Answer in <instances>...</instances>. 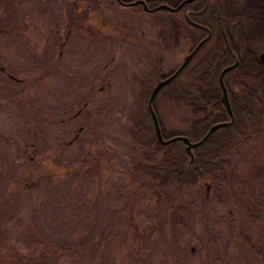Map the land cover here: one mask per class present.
I'll return each instance as SVG.
<instances>
[{
	"label": "rangeland",
	"instance_id": "obj_1",
	"mask_svg": "<svg viewBox=\"0 0 264 264\" xmlns=\"http://www.w3.org/2000/svg\"><path fill=\"white\" fill-rule=\"evenodd\" d=\"M86 1L91 5L83 21H75L72 0H0V264H96L91 250L113 251L112 264H121L123 256L124 264H264V124L243 121L238 131L222 126L188 149L182 140L157 146L133 132L139 116L151 126L150 87L171 73L206 31L173 10L143 12L114 0L98 6L96 0ZM202 7L200 0L192 4L187 20L202 21L207 15ZM78 23L89 27L68 31ZM205 25L211 31L207 40L152 101L164 137L200 138L209 124L195 127L190 99L199 88L220 96L219 67L204 83L198 79L216 44L213 22ZM236 27L231 28L236 43L255 53L264 50V15L257 24ZM117 40L123 46L126 41L149 43V64L139 70L124 61ZM112 52L115 57L101 69ZM53 61L56 77L50 71L37 86L40 71ZM7 72L21 78L12 84L17 90L13 100L6 97ZM138 74L145 80L139 81ZM79 81L87 82V90L92 86L93 93L74 95ZM228 84L239 90L229 77ZM99 85L109 89L111 94L102 98L114 103L118 120L104 121L102 142L85 126L71 144L60 145L78 125L97 124L87 112L101 97L95 92ZM132 86L141 93L133 94ZM85 99L82 115L59 121ZM39 126L44 137L38 140L32 129ZM149 135L153 139L154 133ZM28 140H38L34 149L25 145ZM83 155L87 165L79 161ZM172 158L198 172L188 184L182 169L181 182L167 192L146 166L164 167ZM24 159L39 164L32 187L23 177ZM120 224L123 235L128 226L133 231L123 251Z\"/></svg>",
	"mask_w": 264,
	"mask_h": 264
},
{
	"label": "trees",
	"instance_id": "obj_2",
	"mask_svg": "<svg viewBox=\"0 0 264 264\" xmlns=\"http://www.w3.org/2000/svg\"><path fill=\"white\" fill-rule=\"evenodd\" d=\"M142 1L145 2V5L147 7L165 4L166 6H159L157 8L167 10V7L177 6L180 0ZM197 1L198 0L185 1L179 8H177V11H174L176 14H178L177 12L189 9L190 7H192V4ZM209 2H211V6L214 9L213 16L216 25H218V27H215L216 44L214 45L213 52H211V54L206 57V61L201 67V74L199 75L198 79L201 83H204V81L208 80V78L216 70V68L219 67L221 69L226 64L234 63V65L230 69L224 72L222 77L233 114V120L229 124V127L236 128L238 131L241 128L243 121H247V123L250 124H264V110H262L263 108L261 107V103L264 101V63L259 60L257 55L258 53H255L247 44L243 43L239 46V43H236V40H232L229 29L234 27H226V25H230L229 22L232 21L236 23V28L238 29L240 28L239 26L242 25V23L244 22L257 24L258 21L256 15L260 11V7L257 1L255 0H242L239 4H235L234 1H232V11L227 12L225 10L227 8V0H209ZM131 7L143 11V5L140 1L135 4H132ZM196 29L201 30L199 28ZM208 36H204L205 40H207ZM237 45L240 50L237 49ZM220 69H218V71ZM175 76L167 84L172 82ZM228 77L237 84L239 89L238 91L234 92L230 89V86L228 84ZM197 91L198 92L190 99L192 112L196 115V119L193 121L195 127L203 129L208 124H211L216 121L225 120L228 118V114L222 101L220 100V96H218L217 94L203 92V90L200 88L197 89ZM144 129L147 133H150L153 136L152 126L145 125ZM39 130L40 126L38 132ZM39 135L41 138L44 137L40 133ZM170 136L172 135L166 137L163 136V138H168ZM154 144H156L157 146H162V144L158 142H153V145ZM64 145L65 144L62 143V146ZM81 158L82 156L79 158V161L82 162V164L87 165V163H84ZM23 163L25 165L23 177H25V180L26 178H30L28 187H32L34 184H36V181H31V179L34 172L39 169V164L34 163V161L30 159H24ZM161 164L158 165L159 167L146 166V170L148 173L155 176L157 180L156 183L165 184L167 186V192H170L171 186L176 187L181 182V179L179 178L183 170H186L184 171L185 173H183V175L187 176L185 181H183L184 183L191 184L197 177L196 174L198 171L195 170L196 167L191 164L189 166H181L178 164V159L176 158L169 159V161H167L165 165L166 168H164L165 166L163 167ZM151 170H153L152 172L155 173L149 172ZM21 187L25 188L26 186ZM19 190L20 192L22 191L21 189ZM128 217L131 220L133 215L130 213ZM122 225L123 224H120L119 229L117 231V235L120 236L118 238L120 239L119 250L121 251L126 250V242L130 240L131 235L133 234L131 227L128 226L129 229H127L125 234L123 235ZM134 237L136 238L137 236L134 234ZM80 248L77 247L76 252L80 251ZM92 251L93 255H91L90 258L96 264H112L115 258L114 252L111 250H105V252L104 250L103 252L101 250L100 252L97 250H91V252ZM101 255H103L104 258ZM125 261L126 256H123V258H121V264H124Z\"/></svg>",
	"mask_w": 264,
	"mask_h": 264
},
{
	"label": "flooded vegetation",
	"instance_id": "obj_3",
	"mask_svg": "<svg viewBox=\"0 0 264 264\" xmlns=\"http://www.w3.org/2000/svg\"><path fill=\"white\" fill-rule=\"evenodd\" d=\"M99 1H103V0H96V6L99 5ZM115 2H117L118 4H122V5H132L130 4L131 1L133 0H128V1H123V0H114ZM142 3L143 5V12H149V11H152V10H155V9H158V8H154L155 6L153 7H147L145 5V2L142 1V0H138ZM185 1H189V0H180L178 2V4L181 2V4L179 6H172V7H167L169 10H175L177 11V8H179ZM234 1L235 4H239L242 0H232ZM231 0H227V8L225 9L227 12H230L232 11L231 10V3H232ZM258 4H259V7H260V11L257 13L256 15V18H257V21L260 22V20L263 19V15H264V0H257ZM137 3V2H136ZM200 3L203 4V7L201 9V13L203 14H207L205 15V17L203 16L202 17V21H191V20H187V17H186V14L187 12L189 11V9H185V10H182L181 12H177L178 16L180 15L182 18H183V21H189V23L193 26V27H196V28H199V29H203L207 32L206 36H208L209 32H210V29L207 28V26L205 25V22L206 20H211L213 22V26L214 27H218V25H216V22L214 20V12H213V7L211 6V2H209V0H200ZM72 4H73V8H71V12H72V16H76L75 18V21L78 19L79 21H83V16L86 15V13H83L84 9H89V6L91 5V3L87 2L86 0H72ZM177 4V5H178ZM146 6V8L144 7ZM200 13V14H201ZM179 16V17H180ZM74 19V18H73ZM184 23V22H183ZM230 25H226V27H234L236 26V23L234 21L232 22H229ZM183 25V24H182ZM68 27V31L69 29H71L72 27H89L88 25L86 24H81V23H78V24H70ZM100 27H123V26H120V25H112V26H106L104 24H101ZM81 30V28H77L76 31L79 32ZM230 31V36L232 38V40L235 41L234 39V36L231 32V29H229ZM205 36V37H206ZM204 38V37H203ZM202 39V38H201ZM200 40V39H199ZM198 40V41H199ZM197 41V42H198ZM116 42H118V44H121V46H119L120 48H122V51L124 53V61H128L130 63H133V65H135L139 70L141 69V65H148L149 64V58H150V55H151V47H150V44H146V43H141L140 41L136 42V41H126L124 42V46H123V41H119L117 40ZM237 42V41H236ZM61 44V42L59 43V45ZM241 45V43H239V46ZM237 49L240 50V48L238 47L237 45ZM58 54V56L61 54V50H58V52H56ZM115 52H112V54L110 55L109 57V60L108 61H105L101 64V69H104L108 66L109 64V61H112L113 58L115 57L114 55ZM53 65V66H52ZM51 66V67H50ZM49 67L45 69V67L43 68V71L41 72L40 71V74H39V77H37L38 81H37V86L39 85H43L45 79H47V77H49V72L51 71V76L52 77H56V62L53 61V63L50 65ZM120 70H122L123 72H126V69L123 68V67H119ZM0 69L3 70V67L0 66ZM146 70L149 71L150 70V67H146ZM7 77H8V81H9V84L8 87H6L7 91L5 92H9L6 97L8 100H13V94H17V90L12 86V84H15L14 82L18 83L21 81V78L19 77H16L14 74L12 73H6ZM71 74L68 73V76L69 78L71 77L70 76ZM163 77V76H162ZM161 78V77H160ZM138 79L139 81L142 79V80H145V76L141 77L139 74H138ZM159 79V78H158ZM156 79V80H158ZM109 82H106L105 86H108ZM155 83V82H154ZM167 85L164 84L162 86H160L158 88V90L156 91L155 95L158 94V93H162L164 87ZM87 82L86 81H79L77 82V84L75 85L74 87V95H79L77 94L76 91H79L80 93H84L85 95H88V93H93V87L91 86L88 90H87ZM104 85H99L96 87V90L95 92H98L100 93V98L98 99L97 101V104L92 107L89 112H87V114L89 113V116L90 117H93L95 116L94 118H96V125L95 126H91V125H88V123H83V124H80L77 126V128L75 129V131L73 132V134L71 135L70 138L64 140L63 142H59V143H63V144H71L79 135V132L85 127H89L91 129V131H93L95 133V137L96 139L100 138V141H104L103 140V124H104V121L109 119L111 117L112 120H115L117 119L118 120V117H119V114H118V111L116 110L114 112L113 108H114V103L110 104L109 103V99L106 98H102V93L103 94H106V95H110L111 93L109 92V89H107ZM77 87L78 89L80 90H77ZM133 87V86H132ZM136 87H133V90H135ZM151 88L152 86L150 87V90H149V93L151 91ZM55 89V87H54ZM66 91V90H65ZM76 92V94H75ZM65 93V92H64ZM139 94L141 93V88L139 89H136L135 92L133 91V94ZM148 93V95H149ZM71 95V93H70ZM147 95V97H148ZM104 97V96H103ZM155 97V96H154ZM153 97V99H154ZM152 99V101H153ZM152 101H151V110L152 112L155 114V117L157 119V124H158V127H159V134L161 136V138H163V135L161 133V127L159 125V122H158V118H157V115H156V112L154 110V107L152 105ZM86 103H87V100L85 99L83 102H82V105L81 106H78L76 107V109L71 113V114H68L66 115L65 117H59V121H65V120H70L71 118H75V117H78L79 115H82L83 113V107L86 106ZM67 108V105L64 106V111L65 109ZM146 108H147V111L149 113V116H150V119H151V126L153 128V133H154V136H153V139H151V136L149 135V133L146 132V130L144 129L145 128V125H146V121H145V116H139L138 118V121L134 122V126L136 128L133 129V132H135V134L137 135H142L144 137H146V139L144 141L146 142H149V141H155V142H160L157 138V135H156V132H155V128H154V125H153V120H152V113L149 109V107L147 106L146 104ZM112 111V113L110 114V112ZM53 112L55 113V110H53ZM143 117V118H142ZM39 125V123L37 124V126ZM98 128H101L100 130ZM32 133H34V135L37 137V139L39 140L40 138V135H39V132H38V129L34 130V128L32 129ZM37 140V141H38ZM52 142L53 144H56L54 141H56L55 137H52ZM138 140L142 141L141 138H138ZM36 140H28V141H24L25 145H30L33 149H34V145L37 144ZM161 143V142H160ZM87 153L89 152V148L87 149L86 151ZM36 154V152H34ZM30 158H33V157H30ZM81 160H83V162L87 163L88 161H86V156H82Z\"/></svg>",
	"mask_w": 264,
	"mask_h": 264
},
{
	"label": "water",
	"instance_id": "obj_4",
	"mask_svg": "<svg viewBox=\"0 0 264 264\" xmlns=\"http://www.w3.org/2000/svg\"><path fill=\"white\" fill-rule=\"evenodd\" d=\"M136 2H138V0H133L130 2V4H135ZM181 4V2L177 5L179 6ZM160 7H164L166 6L165 4H160L159 5ZM159 6H155L154 8H157ZM146 8V6H144ZM205 40V37L200 39L193 47L192 49L186 54L184 55L181 63L171 72L169 73L168 75H165L161 78H159L158 80L155 81V83L152 85V88H151V91L146 99V104L147 106L149 107L151 113H152V120H153V125H154V128H155V132H156V135H157V138L158 140L165 144V143H168L172 140H182L184 143H185V148H189L191 146H195V145H198L199 143H201L212 131H214L215 129L219 128V127H222V126H227L229 125L232 120H233V114H232V110H231V107H230V103H229V100H228V96H227V91H226V87L224 85V82H223V74L225 71H227L228 69H230L234 63H229V64H226L224 65L219 71H218V74H217V82H218V85L220 87V100L222 101L225 109H226V112L228 114V118L225 119V120H221V121H216V122H213L211 124H209V126L207 127L206 131L202 134V136L200 138H198L197 140L195 141H190L188 137L184 136V135H181V134H175V135H172L168 138H161L160 134H159V127H158V124H157V119L155 117V114L152 112L151 110V101L153 99V97L155 96V93L156 91L158 90V88L166 83H168L180 70L181 68L187 63V61L189 60V58L193 55V53L197 50V48L200 46V44ZM258 58L259 60L264 63V50H261L258 52Z\"/></svg>",
	"mask_w": 264,
	"mask_h": 264
}]
</instances>
